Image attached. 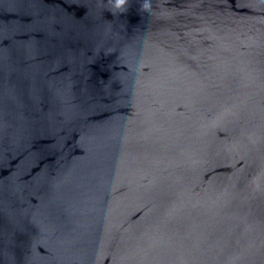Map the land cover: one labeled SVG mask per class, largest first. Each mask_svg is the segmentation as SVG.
Here are the masks:
<instances>
[{
	"label": "water",
	"instance_id": "obj_1",
	"mask_svg": "<svg viewBox=\"0 0 264 264\" xmlns=\"http://www.w3.org/2000/svg\"><path fill=\"white\" fill-rule=\"evenodd\" d=\"M0 0V264H264V0Z\"/></svg>",
	"mask_w": 264,
	"mask_h": 264
},
{
	"label": "clouds",
	"instance_id": "obj_2",
	"mask_svg": "<svg viewBox=\"0 0 264 264\" xmlns=\"http://www.w3.org/2000/svg\"><path fill=\"white\" fill-rule=\"evenodd\" d=\"M127 4H128V0H108L107 9L111 11L113 14H116V12L121 13L126 11ZM140 10L143 12H150L151 0H143Z\"/></svg>",
	"mask_w": 264,
	"mask_h": 264
}]
</instances>
